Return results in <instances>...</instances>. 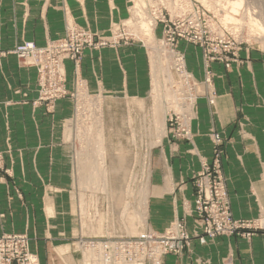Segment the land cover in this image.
<instances>
[{"label":"rangeland","instance_id":"obj_1","mask_svg":"<svg viewBox=\"0 0 264 264\" xmlns=\"http://www.w3.org/2000/svg\"><path fill=\"white\" fill-rule=\"evenodd\" d=\"M73 1L79 0H48V17L59 11L63 23L57 35L38 42L19 28L10 47L0 35V65L12 55L20 67L35 71V97L18 91L16 104L30 103L49 117L62 100L72 106L70 117L61 121L67 147L57 162H50L52 149L43 140H23L28 131L17 147L6 139L0 143V264H39L30 236L44 235L47 221L69 217L68 205L79 221L73 247L86 258L84 264H160L167 254L189 250L193 239L205 244L263 235L264 206L254 217L232 211L223 169L228 138L213 129L207 133L210 158L199 156L192 199L181 201L183 215L155 231L146 224V206L152 149L166 138L193 144L196 101L205 97L214 109L216 78L226 77L225 86L241 94L233 125L242 138L251 124L247 108L257 111L253 119L256 114L264 119V0H111L110 6L109 0H93L94 15L87 20L73 17ZM135 44L148 57L151 78L147 96L139 99L110 93L112 84L104 82L109 78L93 65L102 52ZM155 59L160 67L154 72ZM112 69L118 77L119 66ZM252 127L257 133V124ZM85 161L92 170L83 171ZM116 241L125 242L127 261L114 249ZM103 242H112L104 252L110 259L103 256Z\"/></svg>","mask_w":264,"mask_h":264},{"label":"crops","instance_id":"obj_2","mask_svg":"<svg viewBox=\"0 0 264 264\" xmlns=\"http://www.w3.org/2000/svg\"><path fill=\"white\" fill-rule=\"evenodd\" d=\"M111 2L109 0V6ZM47 3L48 0H0V35L3 46L13 45L19 28L25 29L26 38H34L38 42L60 33L63 27L60 12L51 13L48 17ZM94 6L93 0L73 1L70 11L73 17L82 15L87 20L94 15ZM16 20L19 23L21 20L25 22L16 25ZM146 56L144 49L135 44L117 51H104L99 55L98 63L93 62V65L96 69L99 64L100 76L109 78L104 82L112 84L110 93L139 99L147 96L151 83ZM116 66H119L118 77L113 69L110 70ZM252 77L256 78V75ZM225 83L226 77L221 76L215 80L218 97L214 109H211L205 97L197 99L196 120L192 125L193 146L185 141L166 138L151 151L146 224L155 231L165 229L175 216L181 217V201L192 199L191 176L200 168L199 156L210 158L211 143L207 133L211 129L228 138L225 142L227 158L223 169L229 179L228 192L234 215L254 217L259 207L264 206V119L257 118V114L253 119L257 111L252 107L247 108L251 124L246 131L247 137L242 138L233 125L241 94L231 91ZM18 91L27 92L28 98L35 97V71L31 67H20L16 58L8 55L0 65V143L3 144L6 139L13 147H17L16 141L24 138L23 131H28L29 136L23 140H43V145L52 149L50 162L54 159L57 162L59 154L67 147L64 123L61 121L70 117L71 104L66 100L58 102L52 119L44 115L40 107L33 109L30 103L16 104L15 101L20 98ZM252 101L254 104V99ZM256 124L257 133L252 127ZM193 147L195 153L192 152ZM2 192L3 188H0V194ZM68 206L71 213L69 217L64 219L62 216L61 220L55 222L47 221L44 235L36 236L34 232L30 236V249L37 255L39 264H84L86 258L81 257V253L73 247L74 239L80 233L79 221L75 218L73 206ZM62 211L64 213V209ZM186 225L190 232L192 223L189 218ZM32 226L29 223V228ZM160 264H264V234L255 235L248 241L230 238L201 244L193 239L189 250L178 255L167 254Z\"/></svg>","mask_w":264,"mask_h":264},{"label":"bare ground","instance_id":"obj_3","mask_svg":"<svg viewBox=\"0 0 264 264\" xmlns=\"http://www.w3.org/2000/svg\"><path fill=\"white\" fill-rule=\"evenodd\" d=\"M206 1V0H205ZM205 1H203V2H205ZM211 1V0H210ZM216 1V0H215ZM205 4V3H204ZM207 4V3H206ZM263 10V9H262ZM144 13V12H143ZM261 14H263V13H261ZM231 19H233V18H231ZM148 20V19H147ZM256 24V23H255ZM257 25V24H256ZM261 26V25H260ZM263 26V25H262ZM146 27V26H145ZM263 35H264V33H263ZM149 40H150V38H149ZM159 54V53H158ZM157 54V55H158ZM158 57V56H157ZM161 59V58H160ZM159 60V59H158ZM176 61V60H175ZM180 62V61H179ZM178 63V62H177ZM153 70H154V72H155V68L156 67H160V63L155 59V60H153ZM158 71V70H157ZM160 73V72H159ZM169 74V73H168ZM154 77H153V89H152V93H154L155 92V94H156V89L158 88L157 87V83H158V78H157V75H156V73L153 75ZM167 77H169V76H167ZM171 78V77H170ZM176 88V87H175ZM176 92V91H175ZM190 92V91H189ZM154 94V95H155ZM192 98V97H191ZM189 101V100H188ZM191 104H192V100H191ZM173 107V106H172ZM168 109V108H167ZM164 111H165V109L164 108H162V109H160L159 110V118H160V126L163 128V117H164V115H165V113H164ZM98 112V111H97ZM157 116V115H156ZM98 118V117H97ZM98 121V120H97ZM93 122V121H92ZM91 124V123H90ZM98 126V125H97ZM87 127V126H86ZM92 129V128H91ZM97 131V130H96ZM90 132V131H89ZM102 132V131H101ZM163 133H164V128H163ZM99 136H98V134L97 135H95L93 138V140H94V143H93V145H92V148H93V152H95V154H96V152H97V150H99L100 149V147H99V144H98V142L100 141V139L98 138ZM99 147V148H98ZM107 151V150H106ZM103 153V152H102ZM90 154V153H89ZM89 156V155H88ZM91 157V156H90ZM102 158V157H101ZM90 159V158H89ZM100 160H103V158L102 159H100ZM91 162H87V161H85V164H84V166H83V171H85V170H88V169H90L91 168V165L92 164H90ZM95 164H96V162H95ZM93 166V165H92ZM91 170H92V168H91ZM96 172V171H95ZM89 173V172H88ZM91 173H92V171H91ZM89 176V175H88ZM98 177V176H97ZM97 233V232H96ZM117 252V251H116ZM118 253V252H117ZM105 254H107L106 252H105ZM119 254V253H118ZM119 256H120V254H119ZM106 259H110V257L108 256V255H106V257H105ZM113 259V258H112ZM122 259V258H121ZM123 261H127L126 259H122ZM113 261L115 262L116 260L115 259H113ZM127 263V262H126ZM128 264V263H127Z\"/></svg>","mask_w":264,"mask_h":264},{"label":"built area","instance_id":"obj_4","mask_svg":"<svg viewBox=\"0 0 264 264\" xmlns=\"http://www.w3.org/2000/svg\"><path fill=\"white\" fill-rule=\"evenodd\" d=\"M111 247H112V242L110 244L106 243V242H103V249H104L103 256L104 257H106V255L104 254L105 250H107V249H109ZM124 247H125V242H123V241L121 243H119L117 241L115 242L114 249L120 254V256H122L124 259H126L127 258V254L125 253V251H123L125 255L122 252V249ZM180 248H181V245H180Z\"/></svg>","mask_w":264,"mask_h":264}]
</instances>
